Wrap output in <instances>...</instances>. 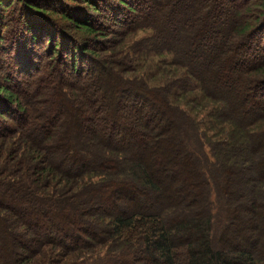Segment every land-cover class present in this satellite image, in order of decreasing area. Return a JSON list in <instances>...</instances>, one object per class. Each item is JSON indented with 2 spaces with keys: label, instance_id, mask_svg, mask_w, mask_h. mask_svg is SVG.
Listing matches in <instances>:
<instances>
[{
  "label": "trees",
  "instance_id": "obj_1",
  "mask_svg": "<svg viewBox=\"0 0 264 264\" xmlns=\"http://www.w3.org/2000/svg\"><path fill=\"white\" fill-rule=\"evenodd\" d=\"M139 53L185 77L126 78ZM6 57L0 264H264V0H0ZM193 80L223 140L170 101Z\"/></svg>",
  "mask_w": 264,
  "mask_h": 264
},
{
  "label": "rangeland",
  "instance_id": "obj_2",
  "mask_svg": "<svg viewBox=\"0 0 264 264\" xmlns=\"http://www.w3.org/2000/svg\"><path fill=\"white\" fill-rule=\"evenodd\" d=\"M119 29H122L120 30L122 38L118 36L115 41L105 44L103 48L112 49L113 45L117 42V51L127 52L137 41L150 36L152 33L150 29H140L135 32H124L125 29ZM99 53L100 56L108 55L109 51H100ZM132 58H135L134 69L124 74V76L131 80H141L150 88L164 87L169 83L185 77V71L172 63V56L169 54L156 55L139 53L132 55ZM7 61V57L4 60H0V83L6 77L7 71L5 70L8 69ZM25 88L28 90L30 87L26 85ZM170 101L173 104H181L191 116L203 123L202 131L204 133L206 132L209 137H215L220 140L226 138L225 135L229 133L230 127L217 121V118L215 120V106L205 98L196 81H191L188 90L185 92L181 89L173 90L170 95ZM11 126L13 129L20 127L14 123ZM255 128L260 131L264 130V121L259 122ZM0 136V159H3L2 162H4L9 157L10 151L13 149L18 150L19 136L16 133L6 134L4 132ZM2 162H0V165Z\"/></svg>",
  "mask_w": 264,
  "mask_h": 264
}]
</instances>
